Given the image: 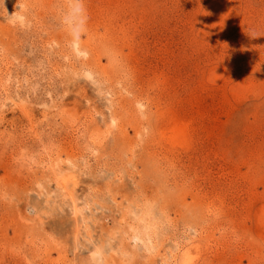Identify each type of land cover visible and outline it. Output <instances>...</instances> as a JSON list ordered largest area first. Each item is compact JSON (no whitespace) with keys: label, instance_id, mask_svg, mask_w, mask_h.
Segmentation results:
<instances>
[{"label":"rangeland","instance_id":"374dc122","mask_svg":"<svg viewBox=\"0 0 264 264\" xmlns=\"http://www.w3.org/2000/svg\"><path fill=\"white\" fill-rule=\"evenodd\" d=\"M0 264H264V0H0Z\"/></svg>","mask_w":264,"mask_h":264},{"label":"bare ground","instance_id":"6f19581e","mask_svg":"<svg viewBox=\"0 0 264 264\" xmlns=\"http://www.w3.org/2000/svg\"><path fill=\"white\" fill-rule=\"evenodd\" d=\"M74 38H75V37H74ZM76 41H77V40H76ZM78 45H79V44H78ZM84 46H85V45H84ZM79 47H80V46H79ZM77 49H78V48H76V50H77ZM78 51H80V50H78ZM81 51H82V50H81ZM82 52H83V51H82ZM92 63H93V62H92ZM68 76H69V75H68ZM114 119H115V117H114ZM178 135H180V134H178ZM55 166H56V165H55ZM65 176H66V175H65ZM65 176H63L62 178L60 177L61 179H59V180H61V181H60V184H62V186L67 187V184H68V183L66 182L67 180H66V177H65ZM67 176H68V175H67ZM59 186H60V185H59ZM64 187H63V188H64ZM71 187H72V186H71ZM65 190H66V189H65ZM66 192H67V191H66ZM70 193H71V192H70ZM70 193H69V192L67 193V194H69L68 196H71ZM65 194H66V193H65ZM67 194H66V195H67ZM64 196H65V195H64ZM72 196H73V195H72ZM65 198H66V196H65ZM69 198H70V197H69ZM72 198H73V197H72ZM73 202H74V200H73ZM145 219H146V218H145ZM146 221H147V220H146ZM144 222H145V221H144ZM145 224H146V223H145ZM145 224H144V225H145ZM148 225H149V223L147 224V226H148ZM147 226H146V227H147ZM144 227H145V226H144ZM149 228H150V225H149ZM143 229H144V228H143ZM146 229H147V228H146ZM146 232H147V231H146ZM136 234H137V236H138L137 238H139V235H138L139 233H136ZM146 236H147V235H146ZM134 238H136V237H134ZM137 238H136V239H137ZM143 239H144V237H143ZM137 240H138V239H137ZM139 240H140V239H139ZM146 240H148V239L146 238ZM143 241H144V240H143ZM145 242H146V241H145ZM138 243H139V242H138ZM98 247H99V246H98ZM147 249H149V248H147Z\"/></svg>","mask_w":264,"mask_h":264}]
</instances>
